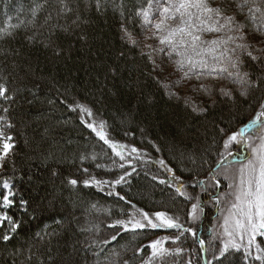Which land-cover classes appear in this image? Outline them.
I'll return each mask as SVG.
<instances>
[{
    "label": "trees",
    "instance_id": "obj_1",
    "mask_svg": "<svg viewBox=\"0 0 264 264\" xmlns=\"http://www.w3.org/2000/svg\"><path fill=\"white\" fill-rule=\"evenodd\" d=\"M68 3L73 11L57 17L56 0H47L46 4L45 0H0V27L19 24L12 36L0 39V53H9L6 57L0 55V82L14 94V100L5 106L10 107L8 116L16 125L11 130L16 147L3 178L11 176L14 190L29 201L27 213L18 207L9 212L22 225L7 245L0 242V264H13L14 260L16 264H68L69 260L75 264H123L124 260L141 264L151 250L145 247L134 255L136 248L173 235L176 230L125 232L116 241L103 245L100 241L116 232L107 225L127 218L134 211L131 205H136L148 212L179 215L180 222L187 226L185 212L190 207L175 193V181L171 187L158 182L169 179L170 174L151 161L164 159L186 185L192 180V172L199 171L200 178H204L208 165L201 168L203 161L215 167L217 159V125L235 130L252 117L254 109L246 101L233 104L221 100L201 115L186 107L183 99L169 95L158 70L153 71V64L140 55V47L130 48L121 40V23L136 38L144 34L135 13L141 6L147 7V0H102L99 11L95 0ZM40 4L45 6L33 17L32 10ZM49 12L53 18L46 24ZM30 36L35 39L30 41ZM50 41L62 51L60 56L54 55L53 47H45ZM120 51L126 54L124 60H117ZM117 64L123 78L113 80L108 73ZM245 70L258 74L251 64ZM189 91L185 89L179 95L192 97ZM141 95L145 99L137 103ZM149 99L152 103L147 102ZM74 102L86 104L97 120L106 121L112 140L145 150L146 162L133 161L136 171L127 178L128 183L116 189L130 204L108 196L107 189L101 192L83 184L76 188L67 184V178H87L83 168L102 179H112L123 171L113 166V159L118 158L111 149L81 124L78 111L69 109L67 105ZM150 141L160 148L159 152ZM82 154H95L97 158L82 162ZM236 155L233 151L231 156ZM97 164L102 167L97 168ZM53 172L57 175L53 176ZM224 187L222 180L220 191ZM186 191L193 189L188 187ZM202 203L204 214L192 226L205 239L209 251L199 250L191 235L185 234L184 253L163 257L156 264H186L188 259L192 264H208L212 252L209 242L217 243L213 242L211 223L220 211L207 195L202 196ZM92 204L98 210L92 209ZM165 247L176 245L169 241ZM29 249L30 262L25 261ZM17 250L23 255L14 256ZM229 259L231 264H242L240 253Z\"/></svg>",
    "mask_w": 264,
    "mask_h": 264
},
{
    "label": "snow or ice",
    "instance_id": "obj_2",
    "mask_svg": "<svg viewBox=\"0 0 264 264\" xmlns=\"http://www.w3.org/2000/svg\"><path fill=\"white\" fill-rule=\"evenodd\" d=\"M45 4L37 5L32 10L33 17ZM95 7L97 11L101 10L102 0H95ZM54 11L56 16L60 17L71 13L73 9L68 0H56ZM135 17L140 19V27L147 33L144 40L157 41L155 45L145 43L140 48V55L153 64V71L157 68L163 71L156 63L157 55L161 56L162 63L163 59L167 58L179 74L177 84L187 81L194 94L192 97H181L178 92H170L169 95L183 99L186 107L201 115L206 114L209 108L215 107L221 100L233 104L238 100L246 101L249 107L254 109V114L235 130L217 125L220 136L218 142L214 141L219 145L215 152L217 159L215 167L208 164L207 160L203 161L201 168L205 164L208 165V169L203 173L204 178H200L201 172H192V180L186 185L181 177L175 176L174 170L164 159L151 161L170 174L169 179H159L158 182L171 187L175 181L174 190L177 196L190 203L185 212L187 226L180 222L179 215H170L167 211L148 212L131 205L134 211L128 213L127 218L115 219L108 224L107 226L116 232L100 243L108 245L125 232L135 234L143 230L171 229L176 230L173 235L157 238L134 250V255L142 253L145 247L151 250L148 258L141 260V264H156L161 258L169 255L181 256L185 251L182 246L185 234L191 235L193 243L199 245V250L208 252L205 239L199 236L197 229L192 226L204 214L202 196L207 195L223 218L222 232L213 236V240L218 243L209 242L212 252L208 264H231L229 257L234 253L242 255V264H264V239H261L264 238V0H221L220 3L216 0H147V7L141 6ZM52 18V13L49 12L45 23ZM18 27L19 24L11 23L0 27V39L12 36ZM120 32L121 40L126 46L140 47V42L135 39L125 23H121ZM28 39L33 41L35 37L30 36ZM53 45L54 42L50 41L45 47ZM53 51L56 56L62 54L58 47H53ZM0 55L6 57L9 53L2 52ZM125 58V52L120 51L117 60ZM249 64L258 74L245 70ZM108 74L113 80L123 78L118 64L111 67ZM193 81L195 83H192ZM127 87L132 88L133 85L128 84ZM257 92L260 93L259 96H256ZM14 98L7 84L0 82V101L3 102L0 103V242L5 245L14 239L22 225L21 220L9 214L10 210L18 207L27 213L29 208V201L14 190L11 176L3 178L6 164L16 147L15 136L11 131L16 125L8 116L10 107L5 106L10 105ZM143 99L145 98L142 95L139 96L137 103ZM147 102L152 103L150 99ZM67 106L72 111H78L81 124L94 133L118 158L113 159V166L123 170L112 179H102L83 168L87 178H67V184L73 188L83 184L84 187H95L101 192L107 189L108 196H115L130 204L131 202L116 189L128 183L127 178L136 171L133 161L142 160L146 155L145 150L134 144L112 140L106 131V121L97 120L93 109L86 104L74 102ZM253 130H256L255 134ZM150 143L157 152L160 151L155 143ZM240 145L249 148L251 156L246 158V163L240 164L233 171L231 162L226 164L225 161L232 155V150H238ZM96 158L95 154L91 157L82 154L80 157L82 162ZM96 167L102 166L97 164ZM12 171L15 172L14 164ZM52 175L56 176L57 173L53 172ZM221 177L229 181L226 191H220ZM152 179L158 178L153 176ZM188 187H191L193 192L186 191ZM196 189H199L198 193ZM222 203L228 205L226 209L220 208ZM91 208L97 209V205L92 204ZM105 211L110 214V210ZM37 237L42 239L40 233H37ZM169 241L176 247H165ZM95 243L96 241H93V244ZM28 252L25 261L30 262L31 249ZM17 253L23 255L20 250L13 255ZM112 255L118 253L113 252ZM13 264H16L15 260ZM21 264L25 262L22 261ZM68 264L75 262L69 260ZM123 264H130V261L124 260ZM186 264H192L191 259H188Z\"/></svg>",
    "mask_w": 264,
    "mask_h": 264
},
{
    "label": "rangeland",
    "instance_id": "obj_3",
    "mask_svg": "<svg viewBox=\"0 0 264 264\" xmlns=\"http://www.w3.org/2000/svg\"><path fill=\"white\" fill-rule=\"evenodd\" d=\"M216 2L220 3L221 0H216ZM146 34L147 33H144L141 38H136L135 37V39L140 42V48H142L145 43L153 44V45H155L157 43V41H155V40H147V41H145L144 40V35H146ZM145 51H147V49H145ZM155 59H156L157 65H160L163 68V71H161L160 68H157V70H158V74H159V76L161 78L162 83L164 84L165 88L167 89V91L169 93L170 92H178L179 93L181 91H185V89L186 90L190 89L189 84H188L187 81L179 82L177 84L179 74L175 71L174 65H173V63L171 61L167 60V58H164L163 59V63H162L161 62L162 58L159 55H157L155 57ZM192 83H195V81H193ZM189 92L192 95H194L191 92V90ZM255 132H256V130H253V134H255ZM238 150H239V152L241 151L240 154H239ZM238 150L234 148L232 150V152L235 151L236 153H238V155L229 156L228 160L225 162L226 164L231 162L230 166H233V171H235V169L238 168L240 164L246 163V158H249L251 156L250 149L245 147V145H240ZM145 160H146V156H144L142 160H139V161L134 160V161L140 162V163H144V162H146ZM221 178L223 180V177H221ZM223 182L225 183V187H224V189L222 191H226L227 190L226 185L229 183V181L223 180ZM227 206L228 205L226 203H222L220 208L226 209ZM224 214H226V213H224ZM196 223H198V222H196ZM222 224H223L222 213L219 212L217 218L213 219V221L211 223V226H212V228H211L212 238H213L214 234H218V233L222 232V228H221ZM159 230H162V229H159ZM168 230H170V229H168ZM213 242L216 243L217 241L214 240Z\"/></svg>",
    "mask_w": 264,
    "mask_h": 264
}]
</instances>
